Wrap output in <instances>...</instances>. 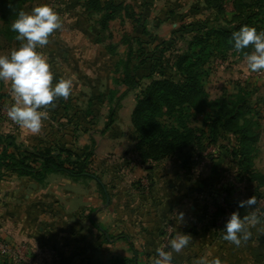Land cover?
Segmentation results:
<instances>
[{
  "label": "rangeland",
  "instance_id": "obj_1",
  "mask_svg": "<svg viewBox=\"0 0 264 264\" xmlns=\"http://www.w3.org/2000/svg\"><path fill=\"white\" fill-rule=\"evenodd\" d=\"M41 3L50 5L59 16H63L60 18L62 26L71 24L75 18L70 17L72 21H69L65 15L90 14L89 23L96 30L91 42H103L107 51L109 50L108 55H111L109 78L106 85H99L97 80L94 82L85 79L83 92L79 86L82 82L78 80L81 79L82 70L78 67L77 59L60 55L59 61H53L50 53L39 47L37 51L50 65L53 83L61 76H66L76 88L71 90L67 100L56 99L53 104L42 109L47 118L42 122L40 133L34 135L8 117V108L13 102L11 87L7 81L0 80V134L12 136L14 142L27 152L36 153L49 149L57 154L64 149L77 154L80 159L85 160V171L91 177L72 179L60 173L50 174L74 181V187L69 184L66 187L74 189L72 191L75 197L79 195L78 190L82 191L87 200L97 194L98 205L102 207L110 205V156H116L110 155L114 140L110 141V126L118 118V124L122 132H125L121 140L128 139L135 152L137 139L131 124V115L141 90L154 80H162V74L175 75L172 73L175 69L170 71L169 65L175 66L178 63L179 57L187 52L197 35L208 31L227 30L241 23L256 28L258 32L264 31V0H241L242 14L237 20H232L239 13L234 8L233 0H225L219 8L216 5L207 8L203 0H124V5L135 8V17L126 19L119 12L105 32L97 27L101 14L90 10L86 0H0V54H8L19 45L17 34L11 30V24L17 18L18 12L31 11ZM249 15L252 18L246 22ZM137 18L139 21L136 22ZM71 33L76 36L74 42L81 45V34ZM218 47L219 49H213L211 57L206 60L201 70V86L205 95L202 106L206 110L205 116H212L213 119L218 109L237 118L229 127H217L214 134L216 141L209 145L207 153L210 156L214 154L212 151L221 155L228 153L230 162H227L226 157L225 159L229 167L226 173L231 177L229 183L238 184L235 179L245 183L252 182L260 191L258 196L263 200L264 70L251 72L247 69L244 53L250 52L251 48L249 51L245 49L237 53L232 46V49L225 48L223 44ZM113 57H116L115 61ZM141 61L144 62L143 65H140ZM117 64L120 65L119 72L116 71ZM124 64L129 65V82L134 81V87L126 85ZM74 76L75 81L71 78ZM203 118L198 113L196 118L189 120V125L204 128L208 132V128L202 127ZM128 123L131 125L129 130ZM226 128L231 131H226ZM236 130L240 133L233 132ZM203 141V146L209 143L205 138ZM128 146L123 148H131ZM235 152L240 156L233 158ZM62 157L65 158V155ZM120 162L127 168L135 165L129 156ZM14 177L16 176L0 170V188L2 184L11 186ZM216 186L214 191L221 188V197L227 190L228 195L230 192L232 195L235 193L229 186ZM58 190L62 191L61 187L58 186ZM70 192L71 190L68 196L71 195ZM210 199L204 202L206 210L203 211L208 218L209 207L214 205ZM69 200L62 199V203H78ZM219 200L217 198L215 202ZM261 206L264 208V200L258 202V207ZM13 248L10 243L0 239V264H12V258L16 255ZM20 254L26 256L24 251Z\"/></svg>",
  "mask_w": 264,
  "mask_h": 264
},
{
  "label": "crops",
  "instance_id": "obj_2",
  "mask_svg": "<svg viewBox=\"0 0 264 264\" xmlns=\"http://www.w3.org/2000/svg\"><path fill=\"white\" fill-rule=\"evenodd\" d=\"M71 15L65 17L69 21L75 17L72 23L54 31L40 48L53 61H59L60 55L77 59L81 91L86 80L106 85L111 55L103 42H91L96 30L89 23L90 14ZM71 32L81 34V45ZM72 85L73 91L76 85ZM118 123L117 118L110 126V141L114 139L110 155H116L110 156V205L99 206L97 194L87 200L81 190L75 197L74 189L66 187H74V181L53 174L43 183L14 177L11 186L2 184L0 239L14 247L12 264H112L115 260L151 264L156 249L171 251L167 245L180 232L190 234L192 240L180 253H173V264H198L201 258L212 257L221 264H264V221L250 228L247 241L235 246L222 239L223 229L203 213L202 206L216 185L233 188L238 201L254 198L258 190L252 182L234 178L238 184L229 183L228 153L212 151L210 156L209 146L203 151L192 146L172 157L144 162L128 139L121 140L125 132ZM126 145L131 148H123ZM128 156L135 162L129 169L120 162ZM62 199L78 203L63 204ZM244 210L245 217L256 216L254 206Z\"/></svg>",
  "mask_w": 264,
  "mask_h": 264
},
{
  "label": "trees",
  "instance_id": "obj_3",
  "mask_svg": "<svg viewBox=\"0 0 264 264\" xmlns=\"http://www.w3.org/2000/svg\"><path fill=\"white\" fill-rule=\"evenodd\" d=\"M207 8L213 5L221 6L225 0H203ZM88 8L101 14V20L98 21L97 27L100 31L105 32L108 26L119 12H122L124 18L135 17V8L124 5L123 2L114 0H86ZM234 8L237 15L232 20L241 17L242 10L241 0H233ZM222 7V6H221ZM220 7V8H221ZM17 12V10H16ZM14 12V13H16ZM222 12V11H219ZM252 18L247 16L246 22ZM139 21V19H135ZM243 24L233 26L227 30L208 31L195 36L194 43L185 54L179 57L178 63L169 65L170 71H175L162 80H154L149 86L141 90L137 96L136 106L131 115V124L136 135V153L142 161H160L174 156L185 148L197 146L199 151H203L207 146L216 141L217 127H229L235 119V115L228 116V113L218 109L215 118L205 116L206 110L203 108L204 91L201 86L202 67L206 60L211 57L213 49H219L218 45L223 44L225 48L232 49L231 36L234 31L239 30ZM250 49H246L249 51ZM109 52V50H108ZM144 62H140L143 65ZM119 66L116 65V71L119 72ZM124 75L126 85L135 86L131 80L129 65L124 64ZM116 83L119 81L116 79ZM129 83V84H127ZM201 114L202 127L190 126L189 120L196 118ZM208 117V118H207ZM227 129V128H226ZM230 132L231 130H226ZM240 133V131H233ZM208 133V134H207ZM209 140L204 146L203 140ZM65 155V158L62 156ZM234 157H239V153H234ZM236 159V158H235ZM85 160L78 157L77 154L70 150H60L57 154L52 153L49 149H43L36 153L22 150L14 142L12 136L0 134V170L6 171L16 177L30 178L38 183H43L50 173H60L67 175L72 179L81 177H91L87 172ZM259 187V186H257ZM260 191L256 190L254 207L258 220L264 221V208L258 207L261 196ZM264 200V199H263ZM203 211L206 206H202ZM262 211V212H261ZM219 213L212 218L215 223ZM131 263V262H129ZM126 260H115L112 264H129Z\"/></svg>",
  "mask_w": 264,
  "mask_h": 264
},
{
  "label": "clouds",
  "instance_id": "obj_4",
  "mask_svg": "<svg viewBox=\"0 0 264 264\" xmlns=\"http://www.w3.org/2000/svg\"><path fill=\"white\" fill-rule=\"evenodd\" d=\"M62 27L60 16L48 4L41 3L31 11L20 10L11 24L19 41L8 54H0V80L10 84L13 102L8 108V117L19 127L31 134H39L42 122L47 118L42 109L53 104L54 100H67L71 94L72 81L58 79L53 83V73L49 63L37 51L49 43L50 35ZM232 47L237 53L245 52L247 69L251 72L264 70V31L242 25L231 36ZM253 196L238 201V207L248 209L255 205ZM180 219H183L182 214ZM259 223L257 216H241L238 212L229 214L225 221L222 239L240 246L249 239L250 228ZM192 240L190 234L178 233L167 245L171 251L156 249L151 264H172L173 253H180ZM198 264H221L218 257L201 258Z\"/></svg>",
  "mask_w": 264,
  "mask_h": 264
},
{
  "label": "built area",
  "instance_id": "obj_5",
  "mask_svg": "<svg viewBox=\"0 0 264 264\" xmlns=\"http://www.w3.org/2000/svg\"><path fill=\"white\" fill-rule=\"evenodd\" d=\"M215 188H217V186H215ZM213 188L210 192V197H211V201H213V204L212 206L209 207V212L208 214L210 215V217L208 218L207 216V213H206V217L209 219V221H212V217L219 213V216L216 220V228H222L223 229V226L225 224V221L227 220L229 214H231L232 212H234V209H235V205L237 204V198L234 197L232 195V193L230 192L229 195H228V190H227V193L225 192L223 197H221L222 195V191L220 189H217L214 191ZM219 190V191H218ZM220 195V198L218 197ZM220 199L219 201L215 202L216 200ZM260 201H263L260 199ZM206 206V204H205ZM173 264V263H172Z\"/></svg>",
  "mask_w": 264,
  "mask_h": 264
},
{
  "label": "water",
  "instance_id": "obj_6",
  "mask_svg": "<svg viewBox=\"0 0 264 264\" xmlns=\"http://www.w3.org/2000/svg\"><path fill=\"white\" fill-rule=\"evenodd\" d=\"M234 211L238 212L239 215L241 216V218L246 215V212H245L244 208H239L238 204L235 205Z\"/></svg>",
  "mask_w": 264,
  "mask_h": 264
}]
</instances>
